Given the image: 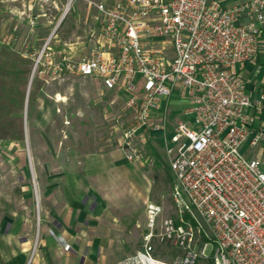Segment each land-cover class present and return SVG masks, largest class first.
<instances>
[{"label":"built area","instance_id":"built-area-1","mask_svg":"<svg viewBox=\"0 0 264 264\" xmlns=\"http://www.w3.org/2000/svg\"><path fill=\"white\" fill-rule=\"evenodd\" d=\"M87 2L100 23L88 52L56 60L45 45L35 66H49L55 79L75 74L123 92L129 121L121 140L130 163L141 162V145L165 132L164 114L152 112L173 92L187 101L182 114L189 118L163 137L174 217L163 219L155 236L181 254L171 263L153 255L163 210L149 202L141 249L117 264H264V125L254 127L248 113L264 110V96L254 104L237 69L257 55L264 0L230 7L221 0Z\"/></svg>","mask_w":264,"mask_h":264},{"label":"rangeland","instance_id":"rangeland-1","mask_svg":"<svg viewBox=\"0 0 264 264\" xmlns=\"http://www.w3.org/2000/svg\"><path fill=\"white\" fill-rule=\"evenodd\" d=\"M66 5L67 0L55 3L0 0V200L12 201L17 194L16 188L22 183L17 179L19 168L30 171L27 185L35 188L31 160L41 162L38 167L43 170L42 164L47 166L50 162V151L67 153L65 137L71 133V128L75 141L76 138L83 143L89 138L102 140L104 145L100 149L104 153L122 150L121 138L129 112L121 91H108L99 82L75 74L55 79L49 66H35L36 56L45 45L59 60L71 51L70 46L75 42L89 44L98 38L100 23L95 20L98 16L95 8L87 0H75L65 13ZM167 54L171 56L170 52ZM99 91L103 93L101 96ZM185 107L184 99L169 100L163 110L165 132L141 145V162L135 163L140 166L139 183L150 185V202L163 210L153 229L152 245L153 255L168 263L174 262L181 252L172 243L155 237L161 232V221L174 217L173 175L163 137L183 121ZM58 139L62 141L60 145L56 143ZM87 144L83 146L85 150L95 151L96 145ZM21 156L25 163L18 161ZM155 175L158 178H154ZM34 197L36 200V192ZM115 208V212L121 214L116 222L122 232L114 234L113 244L101 250L93 264H117L133 255L141 249L143 237L149 232L145 210L138 205L123 204ZM18 243L16 236L8 235L6 228L0 226V264H7L6 253L17 251ZM62 250L67 252L63 246ZM44 251L39 225L35 222L28 243V264H34L32 258L41 253L45 255Z\"/></svg>","mask_w":264,"mask_h":264},{"label":"crops","instance_id":"crops-1","mask_svg":"<svg viewBox=\"0 0 264 264\" xmlns=\"http://www.w3.org/2000/svg\"><path fill=\"white\" fill-rule=\"evenodd\" d=\"M243 1L221 0L226 7ZM85 43L75 42L70 46L71 52H88L90 46ZM237 69L251 101L257 103L264 96V28L260 32L256 57ZM102 94L98 92L99 96ZM170 99L183 98L176 91ZM167 104H162L161 111L152 114L161 115ZM248 113L254 117V127L264 125V110L257 113L249 109ZM182 116L183 121L189 120ZM72 130L65 137L67 153L50 151V162L47 166L42 164L43 170L38 167L41 162L31 160L35 188L27 185L30 171L19 168L17 179L22 183L16 188L17 194L12 201L0 200V226L19 242L17 251L6 253L7 264H28L29 238L37 221L45 255L41 253L32 258L34 264H93L99 252L113 244L114 234L122 232L116 222L121 214L115 212V207L135 204L145 210L150 202V185L139 183L142 179L137 173L139 165L127 162L121 149L104 153L100 149L104 145L102 140L89 138L83 143L76 138L75 141ZM56 143L60 145L62 141L58 139ZM86 143L96 145L95 151L85 150ZM255 156V151L248 154L249 158ZM260 157L264 169V155ZM18 161L25 163L24 156L18 157ZM123 214L126 216L128 212ZM60 240L69 244L67 252L62 250Z\"/></svg>","mask_w":264,"mask_h":264},{"label":"trees","instance_id":"trees-1","mask_svg":"<svg viewBox=\"0 0 264 264\" xmlns=\"http://www.w3.org/2000/svg\"><path fill=\"white\" fill-rule=\"evenodd\" d=\"M154 154H155V156L157 155L156 153H154ZM154 178H158V175H155ZM167 178H168L169 180L171 179L169 174H167Z\"/></svg>","mask_w":264,"mask_h":264}]
</instances>
